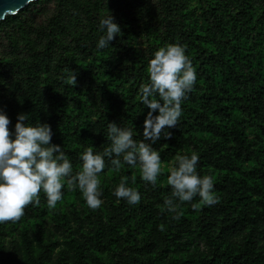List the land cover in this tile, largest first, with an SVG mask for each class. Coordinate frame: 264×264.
<instances>
[{"label": "trees", "instance_id": "trees-1", "mask_svg": "<svg viewBox=\"0 0 264 264\" xmlns=\"http://www.w3.org/2000/svg\"><path fill=\"white\" fill-rule=\"evenodd\" d=\"M104 14L121 31L98 48ZM169 43L185 49L197 79L170 135L146 141L161 156L156 185L138 164L105 157L101 205L65 185L49 207L41 190L19 220L0 223V264H264V0H34L0 20V110L10 132L18 113L48 123L75 173L85 147L110 143L108 122L144 139L140 86ZM193 151L218 199L178 202L173 219L167 175ZM121 177L138 203L113 194Z\"/></svg>", "mask_w": 264, "mask_h": 264}, {"label": "clouds", "instance_id": "clouds-1", "mask_svg": "<svg viewBox=\"0 0 264 264\" xmlns=\"http://www.w3.org/2000/svg\"><path fill=\"white\" fill-rule=\"evenodd\" d=\"M98 23L102 35L96 46L104 48L121 29L110 14L102 15ZM147 73V82L140 86L141 103L149 108L143 122L144 139H134L131 126L108 122L110 143L102 152L85 147L80 153L81 167L75 173L61 146L50 142L52 131L48 123H24L28 115L18 113L14 131L10 132L9 117L0 110V223L19 220L25 206L39 203L41 190L47 205L54 207L62 199L65 185L78 189L88 207L98 208L102 203L98 174L106 167L105 157L117 168L122 161L130 166L138 164L142 180L156 185L161 173V156L152 143L146 141L154 142L162 134L170 135L168 129L177 125L182 114L181 102L193 88L197 75L185 49L174 43L154 52L148 61ZM68 82L72 85L76 82L74 73ZM198 160L195 151L179 154L169 169L167 183L172 191L164 199V206L173 213V219L180 215L178 202H190L196 196L205 205L217 202L213 179L210 175L199 174ZM113 194L129 204L141 199L140 192L128 186L124 177L113 189Z\"/></svg>", "mask_w": 264, "mask_h": 264}, {"label": "water", "instance_id": "water-1", "mask_svg": "<svg viewBox=\"0 0 264 264\" xmlns=\"http://www.w3.org/2000/svg\"><path fill=\"white\" fill-rule=\"evenodd\" d=\"M32 1L34 0H0V20L18 13Z\"/></svg>", "mask_w": 264, "mask_h": 264}]
</instances>
